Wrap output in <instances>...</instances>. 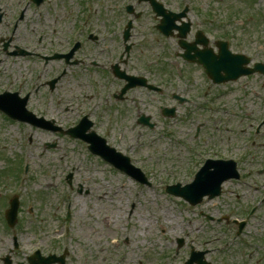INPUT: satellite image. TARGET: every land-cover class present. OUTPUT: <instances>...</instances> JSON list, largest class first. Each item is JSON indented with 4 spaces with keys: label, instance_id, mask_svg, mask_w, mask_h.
I'll list each match as a JSON object with an SVG mask.
<instances>
[{
    "label": "rangeland",
    "instance_id": "rangeland-1",
    "mask_svg": "<svg viewBox=\"0 0 264 264\" xmlns=\"http://www.w3.org/2000/svg\"><path fill=\"white\" fill-rule=\"evenodd\" d=\"M5 1L0 0V5ZM23 1L11 0L7 21H12ZM90 1L95 13L91 15V28L89 25L87 29L90 28L96 39L94 35V41L86 37L80 39L82 47L72 60L78 64L69 66L56 60L43 69L46 64L43 60L4 55L0 44L3 59L0 93L4 89L19 90L22 81L27 80L25 90L36 87L30 108L38 115L56 118L64 129L78 123L85 111H93L98 133L105 134L110 145L129 152L136 165L145 169L151 185L143 186L126 178L92 155L83 142L0 116V189L3 188V194L18 193L21 201L19 224L13 231L4 222L6 205L0 203V255L10 246L12 233L20 234L24 252L37 245L48 252L54 238L52 214L56 211L60 221L70 208L68 226L73 230L63 239L61 235L57 237L58 244L52 253L61 255L62 240L66 239V245L76 255L72 262L77 264H128L129 259L132 264H186L191 246L205 251L217 246L227 247L225 243L229 247L221 254L206 252L205 259L210 264L221 261L224 264H264V204H259L264 193V128L263 134L254 133L264 118V100L256 94L264 95L262 78L255 75L212 88L202 68L177 57L181 51L177 39H165L152 28L158 21L149 5L139 4L138 0ZM159 1L172 10L185 5V0ZM81 2L49 0L39 10L46 24L29 18L17 32L20 41L29 47H40L43 54L68 51L72 33L87 12ZM188 2L195 11L191 15L195 23L193 35L196 30L202 31L212 48L218 40L228 41L233 52L263 61L264 0ZM127 5L144 13L142 20L135 22L133 16L129 18L125 12ZM128 19L134 21L130 41L133 48L128 58L124 54L121 61L125 51L123 32ZM11 34L7 25L0 26V39ZM193 35L189 40H193ZM42 36L43 42L37 44ZM145 37L142 44L136 43ZM126 60L127 64H123ZM114 64L130 75H145L156 84H171L170 93L193 100V106L181 107L168 97L154 94L148 98L139 91L137 100H144L140 111L152 114L157 125L155 130L139 126L134 104H117L112 98L120 83L112 82L110 70ZM39 75H42L40 79ZM53 79L56 82L50 89L47 83ZM207 102H213L217 109L210 113L205 108ZM163 104L177 107L178 117L164 119L158 109ZM66 105H71V110L64 111ZM189 109L193 111L187 113ZM185 116L188 118L182 120ZM199 127L200 135L196 136ZM227 128H230L229 133ZM107 129L112 130L109 136ZM123 133L124 138H120ZM4 145L7 149H3ZM48 145L56 148L48 149ZM199 151L214 158L225 155L234 159L243 179L227 184L220 198L212 202L204 200L200 206L191 207L167 194L166 187L177 182L184 186L193 181L194 173L202 164ZM22 160L30 166L25 188L16 187L19 177H25L19 173ZM13 173L19 176H11ZM70 173L74 175L72 187L67 182ZM79 184L82 194L78 191ZM103 189L107 194H102ZM105 189H111V193ZM29 204L38 212L40 241H34L36 231L28 214V207L32 206ZM257 204L256 213L249 216L250 207ZM131 210L134 214L130 216ZM145 216L149 217L151 227L140 234V221ZM208 216L213 219L209 220ZM243 221L245 231L233 242L239 227L235 222ZM180 240L184 241L181 247ZM245 241L256 246L247 247ZM246 253L254 255L253 261H246ZM20 257L19 261L26 264V257Z\"/></svg>",
    "mask_w": 264,
    "mask_h": 264
},
{
    "label": "flooded vegetation",
    "instance_id": "flooded-vegetation-1",
    "mask_svg": "<svg viewBox=\"0 0 264 264\" xmlns=\"http://www.w3.org/2000/svg\"><path fill=\"white\" fill-rule=\"evenodd\" d=\"M25 1V0H24ZM23 1V2H24ZM6 2H9L10 4H11V0H6L4 3H6ZM30 2H31V0H30ZM48 2H49V0H43L42 1V3L40 4V5H35L34 3H30L29 5H26V7H25V10H28V8H30L32 5H34V7L36 8V9H38V10H40L42 7H44L46 4H48ZM4 3H2V4H4ZM1 4V5H2ZM92 2L90 1V0H86V2H83V0H82V2H81V5L82 6H84V7H92ZM94 8V7H93ZM126 10V9H125ZM2 11V10H1ZM24 14L25 13H23V16L21 17V19L20 20H23L24 19ZM145 15H144V13H140V16L138 17V16H136L135 17V22H138V21H140V20H142V18L144 17ZM12 42L10 43V47H9V49H8V51H4V53H5V55H10L12 52H17L16 51V48H17V46H19V47H21V48H24V49H26L27 51H28V48L25 46V45H23V43L20 41V39H19V36H17L16 35V32L14 31V33H13V37H12ZM18 53H20V51H18ZM31 55H27V56H40L37 52H35V51H32V52H29ZM121 61H123L122 60V58H121ZM150 74V73H149ZM129 76H130V74H129ZM133 76V75H132ZM42 77V75H39L38 76V79H40ZM146 79H148L149 81H150V78H148V77H146ZM118 80H114V82H117ZM120 81V83L118 84V87H119V89L118 90H116V92H114V94H112V98L117 102V104H123V103H125V102H132L133 104H134V108L138 111L137 112V124L140 126V124L139 123H142V121H145V119L146 118H152V120H151V122H153L154 123V119H153V116H152V114H148V113H144V112H141L140 111V105L141 104H143L144 103V100H137V98H136V94L139 92V91H141V92H143V93H141V95H145V96H147L148 98L149 97H151L152 96V94H154V95H156V96H158V97H161V98H163V97H168L170 100H171V98L173 97V95L174 94H171L170 93V91H169V89H167L166 88V85H164V84H159V83H157V85L153 82V84L155 85V86H157L158 87V89L162 92L161 94L160 93H157V92H155V91H153V90H150L149 88H147V87H137V88H134V89H131V90H128L125 94H123L122 92H123V90L126 88V86H127V84L126 83H124L123 81H121V80H119ZM49 82V81H48ZM113 82V83H114ZM47 85H48V83H47ZM166 103H168V104H170L169 102H166ZM133 104H131V105H133ZM160 107V106H159ZM161 110V109H160ZM93 115L94 114H92V113H90V115L88 116L89 117V119L90 120H93ZM161 115H162V111H161ZM163 117V116H162ZM94 121V120H93ZM108 134H110V131L108 132ZM123 135H124V133H123ZM3 196H4V198L6 199V200H4V201H2V199H3ZM11 198V197H10ZM0 203H2V205L3 204H5L6 206H8L7 208L9 209V207H10V203H11V199L9 200V198H7V196H5V194H2L1 195V193H0ZM8 204V205H7ZM6 209V208H5ZM4 209V210H5ZM8 209H6V211L8 210ZM4 216H5V213H4ZM210 219V218H209ZM226 220H228L227 218H226ZM6 249H5V253L4 254H2L1 256H0V264H24L23 263V261H19V260H21V257L20 256H22L21 254H20V251H19V249L18 250H15V251H13L12 250V245L10 244V246L9 245H7L6 247H5ZM11 251H12V253H11ZM17 254H19V255H17ZM10 255V256H9ZM9 256V260H6V258ZM5 257V258H4ZM26 264H29V259L27 260V263Z\"/></svg>",
    "mask_w": 264,
    "mask_h": 264
},
{
    "label": "water",
    "instance_id": "water-1",
    "mask_svg": "<svg viewBox=\"0 0 264 264\" xmlns=\"http://www.w3.org/2000/svg\"><path fill=\"white\" fill-rule=\"evenodd\" d=\"M199 55L200 54L198 52L197 57H199ZM209 55L211 54L209 53ZM195 58L196 56L192 57V60L195 61ZM221 58L222 60L225 59L227 61L223 66L218 65L219 61L214 59L213 54L212 56L209 57V62L207 63V65H205L208 75L213 77L217 82H221L220 79L218 78V75H220V72L222 70H224V72H226L227 74L226 78L223 81L236 79L237 77L244 74V70L238 73L240 70L236 68L237 66L235 64L238 61V59H234L233 57H231L227 49L223 50ZM196 62L199 63V61ZM23 119L26 120L25 117H23ZM227 176L220 177L215 175L213 178L209 179L210 181L208 180L207 182L199 184V180H201L202 178L201 176L199 177L198 175L193 185L188 186L184 189H181V187L178 186L175 189L170 190V192L171 193L173 192L175 195L182 196L186 200H189L191 204L196 205L202 200V198L206 194H211L212 197L218 195L222 182L229 179V176L237 177L233 169L229 171V176L228 177Z\"/></svg>",
    "mask_w": 264,
    "mask_h": 264
},
{
    "label": "bare ground",
    "instance_id": "bare-ground-1",
    "mask_svg": "<svg viewBox=\"0 0 264 264\" xmlns=\"http://www.w3.org/2000/svg\"><path fill=\"white\" fill-rule=\"evenodd\" d=\"M105 190H106L107 192L111 193V192H110L111 189H108V190L105 189ZM117 191H118L117 193H119L120 189H118ZM102 194H107V193L104 191V189L102 190ZM174 223H175V222H174ZM106 225H108V222H106ZM108 226H109V225H108ZM140 226H141L140 228L142 229L140 234H143L144 231H145L146 229H148V228L151 227V222L149 221V217H147V216L143 217V218L141 219V221H140ZM164 228H165V226H164ZM127 263H128V264H132L133 261H132L131 259H129Z\"/></svg>",
    "mask_w": 264,
    "mask_h": 264
}]
</instances>
